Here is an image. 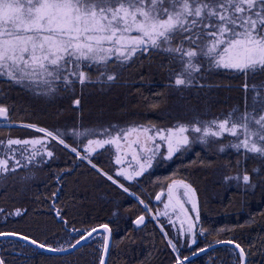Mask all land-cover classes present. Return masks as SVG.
<instances>
[{
	"label": "snow or ice",
	"instance_id": "1",
	"mask_svg": "<svg viewBox=\"0 0 264 264\" xmlns=\"http://www.w3.org/2000/svg\"><path fill=\"white\" fill-rule=\"evenodd\" d=\"M153 56L164 58L166 64L161 66H168L171 86L177 91L210 88L212 85L206 77L214 71L240 74L245 80L243 109H233L222 119L193 120L155 130L144 125L115 131L80 132L73 128V137H88L86 143L82 141L79 145L66 142L68 132L25 123L20 126L42 137L0 141L6 148L0 157V173L39 167L53 158L55 144H59L128 193L129 187L121 178L140 183L138 178L152 168L157 156L171 160L178 153L188 151L194 140L209 143L228 136L234 138L230 147L243 160L258 161V166L250 173L238 161L241 171L235 176H226V182L235 181L238 187H254V177L264 178V85L259 89L252 85L250 108L247 80L264 76V0H0V78L37 95L67 92L74 110L79 112L83 111L81 98L89 87L115 82L119 78L117 70L136 66ZM0 120L7 122L6 127L13 126L10 107L2 102ZM108 145L115 148V155L110 161L111 172H104L99 167L97 150ZM133 145H137L138 150ZM224 150L225 145L220 144L219 151ZM127 156H131V160L125 166ZM178 189L183 190L179 195ZM196 193L190 183L173 180L167 188L166 203L161 201L163 192L155 195V200L163 203V210L158 209V215L150 219L159 222L166 246L173 254V264H192L184 249L197 245V236L205 233L199 224ZM136 199L145 213L152 211L151 195ZM53 210L57 224L68 234L66 237L49 239L46 232L29 235L0 231V238H16L41 254L66 257L79 251L88 238L97 233L103 237L98 264H112L111 228L107 223L100 226L103 233H98L95 227L76 229L69 225L67 214L55 209L54 204ZM177 210L173 219L170 211L177 213ZM0 214L20 217L22 212L0 208ZM159 217L168 218L170 230H175L174 236H169ZM134 223L140 228L145 224V215H138ZM218 243L233 245L235 264H248L251 252L239 242L225 238ZM205 251V247L197 245L191 256ZM0 264H5L3 259Z\"/></svg>",
	"mask_w": 264,
	"mask_h": 264
},
{
	"label": "trees",
	"instance_id": "2",
	"mask_svg": "<svg viewBox=\"0 0 264 264\" xmlns=\"http://www.w3.org/2000/svg\"><path fill=\"white\" fill-rule=\"evenodd\" d=\"M162 63L166 64L163 57L145 58L136 66L117 70L118 80L101 84L98 92L89 87L81 98L82 112L74 110L70 94L61 98L66 92L43 96L13 84L3 89L6 101L2 103L10 107L12 124L32 123L52 131L116 123L167 128L193 120L222 119L233 109H243L245 80L240 74L214 71L206 77L212 85L210 88L177 91L171 86L168 66L162 67ZM247 83L251 108L252 85L261 88L264 76L249 77ZM9 138L31 139L39 135L21 126L0 127V141L6 142ZM65 139L70 145L73 142L78 145L70 137ZM232 140L228 136L209 143L194 140L182 155L157 160L151 170L138 178L140 183L122 181L129 187L128 193L87 163H81L62 145L55 144L56 154L43 165L0 173V208L22 212L20 217L0 214V231L29 235L46 232L49 239L66 237L68 234L57 224L52 212L56 199L55 204L67 214L70 226L90 229L107 223L111 227L112 264H173V254L166 246L160 226L151 219L140 228L135 226L137 216L146 214L136 197L144 199L151 195V208L157 212L155 195L166 191L173 180H183L197 190L199 224L205 229L204 235L197 236V245L206 248L221 239H232L246 251L250 250L248 264H264V178L254 177L251 188L238 187L235 181L226 182V176H235L241 171L238 161L250 173L258 166V161L251 158L243 160L230 147ZM220 144L225 145L224 152L219 151ZM4 151L6 148L0 145V157ZM108 158L99 159V167L105 172H111ZM86 195H91V200ZM176 226L179 227L177 223ZM170 229L166 225L169 236H174L175 230ZM102 238L95 237L66 257L41 254L13 240L1 243L0 253L5 264H98ZM197 245L184 249L185 254L190 256ZM192 264H235V261L232 248L222 247Z\"/></svg>",
	"mask_w": 264,
	"mask_h": 264
},
{
	"label": "rangeland",
	"instance_id": "3",
	"mask_svg": "<svg viewBox=\"0 0 264 264\" xmlns=\"http://www.w3.org/2000/svg\"><path fill=\"white\" fill-rule=\"evenodd\" d=\"M9 84H11V82H9V81H7V80H5V79H3V78H0V102H5L6 101V96H5V93H4V91H3V89L4 88H8L9 86ZM101 84H94L93 86H91V89H94L96 92H98L99 90H100V88H101ZM106 86H108V85H106ZM107 90V89H106ZM108 91H111V90H107V92ZM108 94V93H107ZM69 95V93H62L61 94V98H66L67 96ZM95 95H98V94H93V96H95ZM106 95H104V97H105ZM7 122H0V127H6L5 126V124H6ZM13 126H20V125H15V124H12ZM139 125H144V124H129V123H116L115 125H112L111 126V124H106V125H102V126H95V125H88V126H86V127H84L82 130H78V131H80V132H87L88 130H91V129H95V130H98V131H100V130H103V129H109L110 131H115L116 129H128V128H130V127H133V126H139ZM144 126H146V127H150V128H152L153 130H155L157 127H155V126H150V125H144ZM99 128V129H98ZM102 128V129H101ZM160 129H163V128H160ZM30 130H32V129H30ZM61 131L60 132H62V133H64V132H68L69 134L66 136V137H70L71 139H73V140H75V141H77V143H78V145L83 141L84 143H86V140H87V136H81V137H73L72 135H71V130L72 129H60ZM39 135V138L40 137H42V134H38ZM130 139H134V137H130ZM49 147H51V146H49ZM133 148L134 149H137L138 150V146L137 145H133ZM161 152H163L164 151V149L163 148H161V150H160ZM104 153V154H102L101 155V153ZM54 154H56V149H54ZM114 155H115V148L113 147V146H110V145H108V146H105V148L104 149H99V150H97V156H98V159H100L101 157H103V158H108V156H110V158H108L110 161L111 160H114ZM159 159H161L159 156H157L156 157V159L153 161V166H152V168L154 167V165L156 164V162H157V160H159ZM101 160V159H100ZM128 160H131V156H127L126 157V159H125V166H127V162H128ZM162 160H167V159H162ZM85 163H87V162H85ZM111 163V162H110ZM109 167V166H108ZM112 167H113V164L111 163V166L109 167V169L111 170L112 169ZM117 167H120V166H117ZM151 168V169H152ZM151 169H149V170H151ZM148 170V171H149ZM105 172V171H104ZM61 178V177H60ZM128 182V183H131V182H129V181H124L122 178H121V182ZM135 197V196H134ZM86 199L87 200H91V195H86ZM156 201V200H155ZM56 203V202H55ZM55 206L57 207V209H59V211H62V210H60V208L55 204ZM152 209V211L150 212V213H146L147 215H148V217H151L152 215H158V212H155L154 211V209L153 208H151ZM162 210V208H157V210ZM52 212H53V214H54V210H53V205H52ZM54 217H55V219H56V216H55V214H54ZM159 219H160V217H159ZM158 222V221H157ZM158 225H160L159 224V222H158ZM102 237V236H101Z\"/></svg>",
	"mask_w": 264,
	"mask_h": 264
},
{
	"label": "water",
	"instance_id": "4",
	"mask_svg": "<svg viewBox=\"0 0 264 264\" xmlns=\"http://www.w3.org/2000/svg\"><path fill=\"white\" fill-rule=\"evenodd\" d=\"M0 122H5V121H3V120H0ZM179 190V189H178ZM178 190H177V194H178ZM161 192H163L164 194H165V191H161ZM160 192V193H161ZM167 192V191H166ZM159 193V194H160ZM59 194V193H58ZM158 194V195H159ZM164 195H162L161 196V198L163 197ZM56 198V197H55ZM54 202H56V199L53 201V204H54V208L55 209H57V207L55 206V203ZM52 204V205H53ZM57 210H59V209H57ZM54 214H55V212H54ZM145 222H146V217H145ZM143 226V225H142ZM110 227V226H109ZM141 227V226H140ZM96 229H97V232L98 233H103V229L100 227V226H98V227H95ZM111 228V227H110ZM105 235H107V234H105ZM97 236H100V235H97V233H94L93 234V237H89L88 238V241H87V243H89L92 239H94L95 237H97ZM8 240H13V241H18L16 238H0V244L3 242V241H8ZM19 242V241H18ZM22 243H24V244H26L27 245V243H25V242H22ZM112 245H113V231H112V229H111V235H110V253H111V249H112ZM222 247H229V248H233V245H224V244H219L218 242L217 243H215V244H213V245H211V246H209V247H206V251L204 252V253H198L196 256H194V257H192V256H190V259L192 260V261H194L195 259H197V258H199V257H201V256H204V255H206V254H208L209 252H211V251H213V250H216V249H218V248H222ZM48 255V254H47ZM52 256V255H51ZM0 259H2V256H1V253H0Z\"/></svg>",
	"mask_w": 264,
	"mask_h": 264
},
{
	"label": "flooded vegetation",
	"instance_id": "5",
	"mask_svg": "<svg viewBox=\"0 0 264 264\" xmlns=\"http://www.w3.org/2000/svg\"><path fill=\"white\" fill-rule=\"evenodd\" d=\"M182 189H179L178 190V195L180 194V193H182ZM161 201H163L164 203H166L167 202V192L165 191V194H164V196L161 198ZM155 206H156V208H162V210H163V203H161L160 201H155ZM185 207L186 208H189L190 209V205L189 204H187V203H185ZM158 212V211H157ZM178 214V210H177V213H172L171 211H170V215L173 217V219H175L176 218V215ZM145 217H146V222H145V224L149 221V219H150V217H148V215L147 214H145ZM160 221H163L168 227H170V228H172V226L170 225V224H168L167 223V220H168V218L167 217H160V219H159ZM153 221H155V223L158 225V222L156 221V220H153ZM176 223L179 225V220H177L176 221ZM135 224V223H134ZM144 224V225H145ZM143 225V226H144ZM136 226V225H135ZM158 226H160V225H158ZM137 227V226H136ZM142 227V226H141ZM177 227V226H176ZM191 256V255H190ZM202 257V256H201ZM198 259V258H197ZM196 260V259H195Z\"/></svg>",
	"mask_w": 264,
	"mask_h": 264
}]
</instances>
